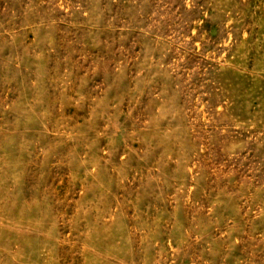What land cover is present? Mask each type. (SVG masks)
I'll list each match as a JSON object with an SVG mask.
<instances>
[{
  "label": "rangeland",
  "instance_id": "374dc122",
  "mask_svg": "<svg viewBox=\"0 0 264 264\" xmlns=\"http://www.w3.org/2000/svg\"><path fill=\"white\" fill-rule=\"evenodd\" d=\"M0 264H264V0H0Z\"/></svg>",
  "mask_w": 264,
  "mask_h": 264
}]
</instances>
